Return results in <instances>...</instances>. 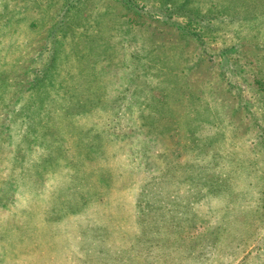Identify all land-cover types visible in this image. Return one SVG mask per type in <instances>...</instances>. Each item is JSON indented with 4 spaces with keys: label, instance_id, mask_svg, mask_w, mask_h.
<instances>
[{
    "label": "rangeland",
    "instance_id": "374dc122",
    "mask_svg": "<svg viewBox=\"0 0 264 264\" xmlns=\"http://www.w3.org/2000/svg\"><path fill=\"white\" fill-rule=\"evenodd\" d=\"M0 264H264V0H0Z\"/></svg>",
    "mask_w": 264,
    "mask_h": 264
}]
</instances>
